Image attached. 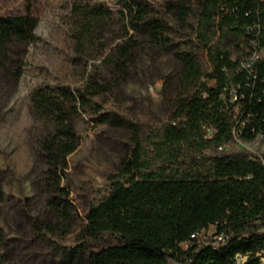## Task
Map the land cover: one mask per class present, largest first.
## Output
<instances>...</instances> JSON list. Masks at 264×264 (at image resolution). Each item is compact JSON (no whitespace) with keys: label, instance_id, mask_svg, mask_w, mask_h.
<instances>
[{"label":"trees","instance_id":"16d2710c","mask_svg":"<svg viewBox=\"0 0 264 264\" xmlns=\"http://www.w3.org/2000/svg\"><path fill=\"white\" fill-rule=\"evenodd\" d=\"M113 1L116 9L75 7L78 51L109 34L114 46L97 54L118 84L142 52L170 56L188 94L143 140L138 124L99 101L112 93L109 83L90 77L82 89H36L33 114L51 127L35 151L44 210L7 196L0 169V264H236L238 256L264 264V0ZM190 19L194 36L183 41ZM37 26L29 13L0 16V76L14 86ZM84 115L127 133L132 148L78 224L65 180ZM239 144L257 149H230ZM75 232L73 248L55 241ZM105 237L120 243L92 251Z\"/></svg>","mask_w":264,"mask_h":264},{"label":"rangeland","instance_id":"374dc122","mask_svg":"<svg viewBox=\"0 0 264 264\" xmlns=\"http://www.w3.org/2000/svg\"><path fill=\"white\" fill-rule=\"evenodd\" d=\"M148 1L161 6L175 0ZM87 4L116 9L113 0H0V16L29 13L38 20L36 38L28 47L17 85L0 76V169L6 172L3 190L16 201L32 200L35 213L44 210V197L39 187L42 168L35 151L51 130L47 122L33 114L31 95L36 89H82L90 77L109 83L113 85L112 93L99 101L107 109L138 124L143 140L170 122L177 101L188 94L178 81L179 66L170 56H158L149 50L142 52L131 77L118 84L97 54L100 48H105L108 53L114 46L109 34H104L96 43L87 44L85 51L79 52L73 36L77 21L74 9ZM189 25L182 36L183 41L194 36L195 20L190 19ZM200 59L207 70L203 55ZM209 85L214 83L209 82ZM77 132L81 143L68 159L65 186L77 209L79 224L90 206L100 198L108 178L119 172L132 146L127 133L99 125L86 115L78 120ZM244 148L250 146L235 145L230 149ZM17 229V220L13 219L11 231L14 233ZM214 231L210 228L209 234ZM55 241L73 248L78 245L77 232ZM119 243L116 237H105L102 242L92 245L91 250L98 251Z\"/></svg>","mask_w":264,"mask_h":264},{"label":"built area","instance_id":"2783aa9c","mask_svg":"<svg viewBox=\"0 0 264 264\" xmlns=\"http://www.w3.org/2000/svg\"><path fill=\"white\" fill-rule=\"evenodd\" d=\"M257 59V57L256 56H253V57H251L250 58V61H255ZM246 67H249L248 65H246ZM239 145H242V144H239ZM246 146V145H245ZM248 146V145H247ZM255 147H257V145H254ZM254 146H252V147H254ZM252 147L250 146V148H244V149H251V150H255V149H252ZM220 149H222V148H220ZM211 228H214V227H211ZM210 230V229H209ZM215 230V229H214ZM214 233H215V231H214ZM213 233V234H214ZM213 234H209L210 236L211 235H213ZM214 238H215V240L217 241V243L218 242H220V241H222V237H217V236H214ZM184 247H186V245H183ZM246 257H240V256H238L237 257V261H236V264H244L245 263V261H246Z\"/></svg>","mask_w":264,"mask_h":264}]
</instances>
